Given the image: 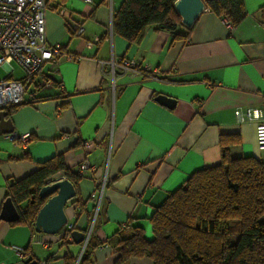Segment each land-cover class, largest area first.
<instances>
[{"label":"crops","instance_id":"0c3cea01","mask_svg":"<svg viewBox=\"0 0 264 264\" xmlns=\"http://www.w3.org/2000/svg\"><path fill=\"white\" fill-rule=\"evenodd\" d=\"M120 1H49L47 40L61 43L63 54L44 65L32 96L5 109L14 132L30 133L27 147L0 134V213L9 179H20L57 155L77 172L88 160L91 167L65 208L86 240L36 232L51 241L44 247L32 241L29 226L0 217V264H115L118 254L104 241L129 219L151 238L155 208L193 172L221 161L222 136L237 140L233 157L264 160L255 123H239L235 116L238 106L260 107L264 114V0H245L248 14L236 28L207 8L188 38L174 40L169 31L151 27L138 45L113 29ZM76 23L85 27L82 36L73 30ZM96 37L99 42L87 44ZM120 57L153 71L131 76L117 68L113 77L108 62ZM160 94L174 98V106L158 102ZM85 140L95 141V148L86 152ZM79 198L81 209L72 202ZM91 235L103 243L84 262ZM14 245L27 253L19 255ZM127 264L153 262L132 257Z\"/></svg>","mask_w":264,"mask_h":264},{"label":"trees","instance_id":"16d2710c","mask_svg":"<svg viewBox=\"0 0 264 264\" xmlns=\"http://www.w3.org/2000/svg\"><path fill=\"white\" fill-rule=\"evenodd\" d=\"M175 1L121 0L114 11L113 29L136 45L151 27L169 31L174 40L188 38L191 29L182 23ZM204 2L234 28L248 14L245 0ZM260 14L264 24V5ZM236 142L222 136L221 161L193 172L155 208L151 238L129 219L104 241L118 254L115 264H127L132 257H148L153 264H264V160L254 155L233 157L231 147ZM60 172L77 191L82 174L69 169L62 155L37 163L33 172L20 179L8 180L6 199L11 197L20 213L13 224H26L36 233L37 214L52 196L41 197L40 189ZM72 202L83 207L80 198ZM94 240L91 235L84 262L103 243Z\"/></svg>","mask_w":264,"mask_h":264},{"label":"built area","instance_id":"2783aa9c","mask_svg":"<svg viewBox=\"0 0 264 264\" xmlns=\"http://www.w3.org/2000/svg\"><path fill=\"white\" fill-rule=\"evenodd\" d=\"M50 0H0V67H7L8 75L0 80V109H7L14 105L24 102L26 94H31L30 89L35 85V78L41 72L44 65L50 61L56 60L63 49L61 43H49L46 36V11ZM91 3L92 0H85ZM60 13L65 9L60 8ZM77 36H82L85 27L79 23L73 26ZM96 37L94 41H87L88 45L99 42ZM13 62L19 64L23 71L21 78H13ZM112 67L113 77L116 69L131 76L148 74L153 71L149 64L140 65L135 60L120 57L108 62ZM235 116L239 123L253 122L256 125V141L260 151H264V114L260 107L256 106H238L235 109ZM11 138L17 140L22 147L26 148L30 139V133L10 134ZM96 143L93 140H85L82 147L86 152L95 148ZM88 160H83L79 165V173L83 174L89 169ZM58 173L53 179L59 178ZM64 175V174H63ZM65 178V177H63ZM52 179V180H53ZM105 183H103V186ZM91 197H96L92 193ZM74 230V221L68 218L65 225L55 234L61 240H72ZM41 234L34 233L33 242L39 243L44 247L51 245L50 240L43 239ZM19 254L27 253L21 246H12ZM36 264H51L47 261H37Z\"/></svg>","mask_w":264,"mask_h":264},{"label":"water","instance_id":"95a60500","mask_svg":"<svg viewBox=\"0 0 264 264\" xmlns=\"http://www.w3.org/2000/svg\"><path fill=\"white\" fill-rule=\"evenodd\" d=\"M175 9L182 19V23L191 28L199 16L207 9L204 0H176ZM156 100L168 107L174 106L176 100L164 94L156 97ZM8 110L0 109V134H11L14 126L8 118ZM40 196L49 197L39 210L34 226L38 233L49 235L57 234L68 220L66 206L76 197L77 191L74 184L65 178H56L45 184L39 192ZM0 217L6 221L15 222L20 219V213L13 199L8 197L0 213ZM73 238L76 242L86 240L85 234L79 230H73Z\"/></svg>","mask_w":264,"mask_h":264},{"label":"rangeland","instance_id":"374dc122","mask_svg":"<svg viewBox=\"0 0 264 264\" xmlns=\"http://www.w3.org/2000/svg\"><path fill=\"white\" fill-rule=\"evenodd\" d=\"M12 65L15 68V71H16L14 77L15 78H19L21 76V73H23L21 67L16 62H13ZM7 75H8L7 69L4 66L3 67H0V80L3 79V78H6ZM56 176H58V175H56ZM63 177H65L63 174L59 175V178H63ZM52 179L53 178H51L50 181Z\"/></svg>","mask_w":264,"mask_h":264},{"label":"flooded vegetation","instance_id":"af4514ba","mask_svg":"<svg viewBox=\"0 0 264 264\" xmlns=\"http://www.w3.org/2000/svg\"><path fill=\"white\" fill-rule=\"evenodd\" d=\"M8 109V108H7Z\"/></svg>","mask_w":264,"mask_h":264}]
</instances>
